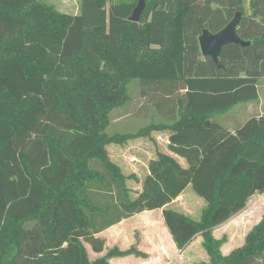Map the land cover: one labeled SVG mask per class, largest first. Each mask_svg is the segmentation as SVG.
<instances>
[{
    "label": "trees",
    "instance_id": "1",
    "mask_svg": "<svg viewBox=\"0 0 264 264\" xmlns=\"http://www.w3.org/2000/svg\"><path fill=\"white\" fill-rule=\"evenodd\" d=\"M111 1L80 0L69 13L42 0H0V264L145 257L114 246L93 258L85 244L101 253L99 233L159 208L180 250L202 237L209 261L201 264H264V215L229 254L214 235L264 193V115L235 133L212 119L259 98L264 0H146L138 22L130 17L139 0ZM237 12L238 34L251 43L225 45L218 66L199 36ZM135 79L175 100L172 121L109 135L111 112L130 101ZM152 131L169 132V152L150 159L133 196L134 174L108 147ZM189 185L206 202L199 220L169 208Z\"/></svg>",
    "mask_w": 264,
    "mask_h": 264
},
{
    "label": "rangeland",
    "instance_id": "2",
    "mask_svg": "<svg viewBox=\"0 0 264 264\" xmlns=\"http://www.w3.org/2000/svg\"><path fill=\"white\" fill-rule=\"evenodd\" d=\"M42 1L53 3L58 9L65 12L78 13L80 11V0ZM118 1L120 0H112L111 3ZM246 7H248V3ZM140 83V79H135L133 85L129 87L130 101L123 106L115 108L111 112V123L107 128L109 135L138 132L140 129H146L145 127L153 122L172 121L169 118L171 112L168 110L174 106L175 100L168 101L167 99H161L158 96L162 92L151 90L150 85H145L142 91ZM180 94L178 92L175 95L179 96ZM241 108L242 105L239 104V107H236L234 110L240 111ZM254 108L257 107L254 106ZM220 119L230 128H234L236 124L230 120L231 117L227 118V116H223ZM168 135V131H152L149 136L129 140L124 145L112 144L108 147L111 159L120 166L122 172L126 176L134 174V177L127 179V184L131 187L133 196L141 188V182L147 172V165L150 159L156 157L158 151L169 152L167 146ZM34 137L35 135L33 134L30 140L34 139ZM177 158L182 164L187 165L184 157L177 156ZM205 206V200L196 193L192 185H189L181 197L176 199L169 208L188 214L193 219L199 220ZM263 215L264 194H256L250 199L247 207L242 212L215 229V237L226 238V242L222 246L223 253L229 254L233 249L243 245L247 233L261 220ZM129 228H134V236L131 239L133 243L129 242L128 236L123 240H127H125L126 245L135 246L139 249L142 229L137 224L130 225ZM110 236H113V234L111 233ZM102 238L105 240V247L103 252H101L102 254L106 253L109 248L118 246L114 243L112 237ZM85 245L91 254L96 253L92 250L90 244L86 243ZM191 254L194 255V259L190 260L189 257L185 262L181 260L175 264H201L209 261V256L202 245V237L200 243L192 247ZM113 258L110 259L111 263L114 262Z\"/></svg>",
    "mask_w": 264,
    "mask_h": 264
},
{
    "label": "crops",
    "instance_id": "3",
    "mask_svg": "<svg viewBox=\"0 0 264 264\" xmlns=\"http://www.w3.org/2000/svg\"><path fill=\"white\" fill-rule=\"evenodd\" d=\"M247 8L249 9V7ZM257 85L259 93L258 99L250 102L240 103V105H242L240 111L234 110L236 107H239V104H237L232 109L225 112L224 115L218 114L212 119L220 123L229 131L235 133L236 130L250 118H258L260 116H263L264 76L258 78ZM254 106H256L257 108H254ZM223 116H227V118L231 117L230 120L236 123L234 128L227 127L221 121L220 117ZM181 195L177 199H179ZM163 209L164 208L143 211L130 218L123 219L121 222L109 227L108 229L102 231L97 235L99 237H112L114 243L119 246V249L125 250L130 248L131 246L126 245L127 240H123L124 238L128 236L129 242L133 243V240L131 239L134 236V228H129V226L137 224L140 226V229H142V237L140 241L141 243L138 250L144 252L146 256L141 257L135 254L123 257L116 256L113 258L114 262L112 264H175L180 262L181 260H184L185 262L189 257L190 260L194 259V255L191 254V249L192 247L197 245V243H200L201 236H198L188 247L180 250L165 225ZM111 233L113 234V236H110ZM90 255L95 258L103 254L96 252L93 254L90 253Z\"/></svg>",
    "mask_w": 264,
    "mask_h": 264
},
{
    "label": "water",
    "instance_id": "4",
    "mask_svg": "<svg viewBox=\"0 0 264 264\" xmlns=\"http://www.w3.org/2000/svg\"><path fill=\"white\" fill-rule=\"evenodd\" d=\"M146 7V0H139L130 17L131 21L138 22ZM242 19V13L237 12L235 16L221 30L212 33L204 29L199 36V45L204 56L211 57L218 66H221L220 56L225 45L230 43L241 46H249L250 41L241 38L238 34V27Z\"/></svg>",
    "mask_w": 264,
    "mask_h": 264
}]
</instances>
